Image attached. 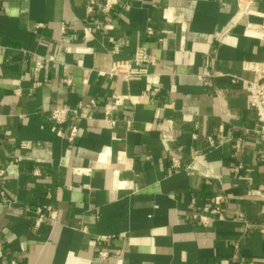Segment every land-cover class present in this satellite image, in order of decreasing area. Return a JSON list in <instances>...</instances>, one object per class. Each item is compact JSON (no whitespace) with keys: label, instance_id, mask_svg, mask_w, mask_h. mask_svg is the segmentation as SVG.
<instances>
[{"label":"crops","instance_id":"crops-1","mask_svg":"<svg viewBox=\"0 0 264 264\" xmlns=\"http://www.w3.org/2000/svg\"><path fill=\"white\" fill-rule=\"evenodd\" d=\"M237 1L119 0L104 21L87 0H0V264H264V139L233 78L264 65V0ZM139 48L147 75H106ZM91 99L69 144L49 112Z\"/></svg>","mask_w":264,"mask_h":264},{"label":"built area","instance_id":"built-area-1","mask_svg":"<svg viewBox=\"0 0 264 264\" xmlns=\"http://www.w3.org/2000/svg\"><path fill=\"white\" fill-rule=\"evenodd\" d=\"M86 13L89 16H93L96 13L102 16L104 21H108L119 4V0H87ZM252 0H238L237 8L240 13H248L250 10ZM40 25V24H39ZM95 29L101 28V23L96 22ZM91 29V28H88ZM61 32H65V26L61 25ZM147 34H152L151 28L147 29ZM114 53L119 52L118 47H114L112 50ZM47 60H52V57H48ZM150 62L148 55L142 48L135 51L133 58L131 59H118L112 62L110 68L105 72L110 78H120L124 81H129L132 78L142 77L148 74L147 65ZM250 67H254L256 75L253 79H239L236 77L234 81L240 83L243 90L247 93L249 98L250 107L256 114V119L259 124L258 132L264 139V65H253L249 63ZM42 67L39 64L35 67L38 71ZM63 82L69 84L71 81L69 78L63 79ZM39 82H35L34 86L39 85ZM96 106L95 100L91 99L87 103H78L75 107L63 106L59 108L51 109L49 112V119L53 123L54 127H67V132L64 136L69 144L74 142L75 137L78 134V126L75 123L68 124L69 118L79 119L85 118L84 110L93 108ZM115 108L114 103H106L103 107L104 120L110 121L111 124H115V119L112 118V110ZM87 118H90L88 116ZM129 121L127 125H129ZM210 142L213 143L212 139ZM173 167L178 168L177 161L173 162ZM3 170H0V177L3 175ZM225 202V197L221 194L212 196L208 203H206L199 213H192L191 218L202 225H207L210 222L212 216L221 214L222 205ZM38 216L35 219L34 226L37 227L42 219L43 213L40 209L36 210ZM98 240H108L109 236H99ZM4 254L3 244L0 239V257ZM97 257L101 260H106L109 257V251L106 248L99 249ZM12 264H16L13 262Z\"/></svg>","mask_w":264,"mask_h":264}]
</instances>
